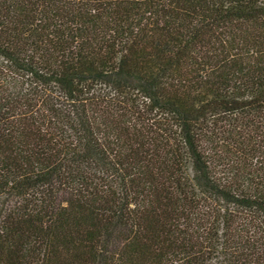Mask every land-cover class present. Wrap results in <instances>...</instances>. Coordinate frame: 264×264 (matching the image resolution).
Here are the masks:
<instances>
[{
  "label": "trees",
  "instance_id": "obj_1",
  "mask_svg": "<svg viewBox=\"0 0 264 264\" xmlns=\"http://www.w3.org/2000/svg\"><path fill=\"white\" fill-rule=\"evenodd\" d=\"M0 264H264V0H0Z\"/></svg>",
  "mask_w": 264,
  "mask_h": 264
}]
</instances>
